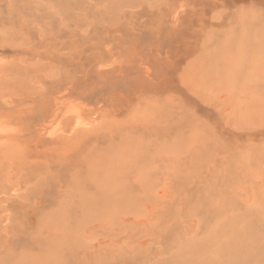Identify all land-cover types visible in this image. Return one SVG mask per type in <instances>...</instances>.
<instances>
[{"label": "rangeland", "instance_id": "1", "mask_svg": "<svg viewBox=\"0 0 264 264\" xmlns=\"http://www.w3.org/2000/svg\"><path fill=\"white\" fill-rule=\"evenodd\" d=\"M0 264H264V0H0Z\"/></svg>", "mask_w": 264, "mask_h": 264}]
</instances>
